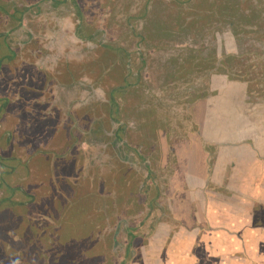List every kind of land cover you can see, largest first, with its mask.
Wrapping results in <instances>:
<instances>
[{
    "label": "rangeland",
    "instance_id": "1",
    "mask_svg": "<svg viewBox=\"0 0 264 264\" xmlns=\"http://www.w3.org/2000/svg\"><path fill=\"white\" fill-rule=\"evenodd\" d=\"M154 1L0 0V220L22 218L12 239L17 257L24 256L22 264L30 263L28 257L46 260L52 250H58L53 264H83L89 252L93 264H119L122 257L124 264H134L138 243L145 239L141 230L147 235L148 226L154 229L162 220L147 150L141 159L121 140L113 144L120 125H127L137 109L160 99L167 110L171 95L191 91L187 84L151 85V49L137 30ZM179 17L176 9L168 16ZM217 28L204 41L219 55L238 53L231 33ZM160 45L154 57L171 60L172 68L178 67L181 47L196 48L192 38L182 36ZM246 48L243 57L252 56L253 49ZM116 85L124 90L116 95L119 112L109 123L107 91ZM98 128L102 136L92 133ZM110 197L113 206L107 207ZM103 216V226L95 223ZM71 234L70 252H60ZM85 234L87 242L81 241ZM84 247L90 250L79 254ZM69 254L72 263L65 262ZM0 255V261L11 256L3 247Z\"/></svg>",
    "mask_w": 264,
    "mask_h": 264
},
{
    "label": "crops",
    "instance_id": "2",
    "mask_svg": "<svg viewBox=\"0 0 264 264\" xmlns=\"http://www.w3.org/2000/svg\"><path fill=\"white\" fill-rule=\"evenodd\" d=\"M247 7L264 16L263 0ZM216 17L210 18L214 24L195 41L196 51L202 45L215 50L214 60L205 56L211 62L209 69L180 73L171 60L154 57L161 47L145 41L151 49L147 53L151 85L161 89L187 84L191 91L186 88L171 95L167 110L159 99L127 120L130 134L158 126L161 138L144 148L159 191L158 210L164 215L154 229L148 226L147 235L140 229L145 239L138 243L141 251L137 249L132 258L134 264H264V76L255 66L264 60V53L254 48L259 54L243 57L229 74L211 70L225 55L242 52L246 56L234 29ZM216 25V31L231 33L238 53L227 50L219 55L215 46L204 41L215 34ZM181 49H188L182 60L194 58L196 51Z\"/></svg>",
    "mask_w": 264,
    "mask_h": 264
},
{
    "label": "trees",
    "instance_id": "3",
    "mask_svg": "<svg viewBox=\"0 0 264 264\" xmlns=\"http://www.w3.org/2000/svg\"><path fill=\"white\" fill-rule=\"evenodd\" d=\"M253 1L257 0H171V2H162L157 0L153 2V5L149 9L148 7H145V10L140 17V19H145L143 26L141 29L138 28V34L141 36V42L146 41L149 42L151 46H158L162 47L160 45L162 42H167L170 37L177 36L181 34L183 37H190L194 41H199L202 35V32H204L205 28H207L208 25L214 24L213 22H210V18L217 16L214 18L217 21H224L225 23L229 24L233 29L235 35L238 36L239 46L243 50H246V45L249 46V48H252L251 51L252 54H259V51H254V48L261 49V51L264 53V32L263 27L264 24L260 26V21H264V16L262 17L260 11L252 8L249 9L247 5ZM151 2V0H150ZM147 8V9H146ZM26 9V8H25ZM149 9V10H148ZM174 9L179 10L180 17L178 19H172L170 20L168 18L169 14H171ZM27 10V9H26ZM25 10V11H26ZM256 20L255 22L258 24V26H254V22L252 21ZM214 21V22H217ZM255 28V30L253 29ZM252 32H249L251 29ZM211 29V28H210ZM254 30V31H253ZM263 32V33H262ZM205 33V32H204ZM250 35H253L254 37H251ZM168 37V38H167ZM253 40L256 46L248 44V40ZM175 40V38H174ZM209 46L202 45L197 51L191 50L192 52H195L194 58L186 57L184 60L185 50L188 49H180L179 53L175 55V63L178 64V71L185 72V75H188V73H197L199 71L197 68L205 67L209 69L211 66V62L206 58L205 56H208L210 59H215L214 54L215 50L213 48H210L208 51ZM184 52H183V51ZM241 50V49H240ZM243 53L237 55H225V58L222 61H219L220 64L217 66L212 65L211 70H217V71H224L227 74L231 73L234 69V67L239 63V61L242 62ZM146 59H143L142 62L145 64ZM264 60L261 58L259 60V63H256V65H259L258 67L261 70V74L264 76ZM248 70V68L246 69ZM139 83V82H138ZM137 84L131 85V92L137 93L138 90L133 88L136 87ZM122 86V85H121ZM124 90V87H120L119 85L113 86L111 89L107 91V96L110 100L107 107H106V117L110 121L114 118V113L119 112V104L116 102V95L118 92ZM139 93L136 94L138 96ZM152 113V111H150ZM104 124V121H102ZM156 124V123H155ZM158 127V126H157ZM157 127L151 128V130L147 128V131H141L140 133L135 135L130 134L127 125L123 124L120 125L119 129L117 130V133L115 134L113 144H116V141L119 139L122 141V146L127 149H133L135 152L137 151L140 158L144 159L147 155H143V151L139 149V147H143L144 150H146L144 147H147V143H153L156 140H160L159 137L160 132L157 131ZM101 128H98L97 131H93L92 133L101 135L100 131ZM91 132V131H90ZM151 133V134H150ZM120 134H122L124 137L120 139ZM150 135V136H148ZM105 135L103 134V137ZM112 144V146H114ZM149 144V145H150ZM127 158V157H125ZM148 164V162H147ZM153 176L155 174L152 171L151 166H146ZM123 173L121 179L125 177ZM159 196V191L157 190V195ZM157 198V197H156ZM154 198V202L156 200ZM118 202H122L121 199H118ZM106 206V205H105ZM113 206V199L110 197L107 199V207ZM15 216V217H14ZM22 218H19L17 214L11 216L7 215L6 218H3L0 220L2 222L0 226V247H3V250L6 252H9L11 256L8 258V260H1L0 264H22V258H18L16 255V252L12 249V239H14V235L16 234L17 230L21 227V224L19 220ZM96 221L95 223H98L100 225L104 224L103 218L98 219L94 218ZM103 220V223H102ZM103 226V225H102ZM73 234L67 239L62 240L64 241L63 244L60 245V252L64 251L62 248H66L68 252H70L69 247H66L68 243L74 242L72 240ZM14 241V240H13ZM81 241L87 242V236L85 234V237H81ZM62 249V250H61ZM78 249V248H77ZM76 249V250H77ZM75 250V249H74ZM90 248L84 247L79 249V254L85 255L87 254L85 251H89ZM56 253H58V250L56 252H53L50 255L49 258L46 260H40L36 259L34 260L32 257H28L29 264H53L54 260L56 259ZM88 254H91V256H87V261L83 262V264H93V253L89 252ZM40 255V254H39ZM1 256V255H0ZM65 256V255H64ZM61 253L59 254V259L61 261V258L64 257ZM81 257V256H80ZM32 261H31V260ZM68 261L72 263V258L70 254L68 257H65V262ZM74 261V259H73Z\"/></svg>",
    "mask_w": 264,
    "mask_h": 264
}]
</instances>
